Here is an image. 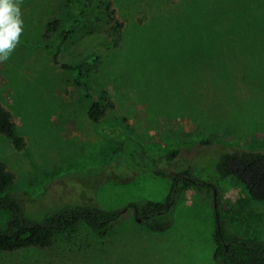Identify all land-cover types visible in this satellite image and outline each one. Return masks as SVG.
<instances>
[{"label":"rangeland","instance_id":"rangeland-1","mask_svg":"<svg viewBox=\"0 0 264 264\" xmlns=\"http://www.w3.org/2000/svg\"><path fill=\"white\" fill-rule=\"evenodd\" d=\"M108 2L124 22L119 37ZM80 3L74 20L78 10L65 0H23L20 43L0 63V102L25 147L0 133V160L14 173L8 190L36 218L69 202L123 212L102 234L81 226L50 246L0 249V264H224L214 259L212 187L188 186L169 227L152 231L129 203L164 200L169 178L90 175L111 159L122 131L155 157L178 148L185 162L172 170L195 165L194 176L216 186L228 230L264 242V200H250L236 176L214 173L234 148L264 149V0ZM74 66L104 109L98 122Z\"/></svg>","mask_w":264,"mask_h":264},{"label":"trees","instance_id":"trees-1","mask_svg":"<svg viewBox=\"0 0 264 264\" xmlns=\"http://www.w3.org/2000/svg\"><path fill=\"white\" fill-rule=\"evenodd\" d=\"M73 4L78 10L74 15L77 20L84 11L80 0H65ZM106 2V1H105ZM107 3L104 12L113 21L116 36L122 34L124 22L114 15V10ZM53 29V28H51ZM68 38L67 31L61 30L59 41L54 46L53 59L59 62V53L63 42ZM65 65V64H64ZM75 69L76 80L82 86L84 94L93 99L88 109V116L92 122H98L104 116L101 103L94 100L93 92L88 83L80 78L79 67ZM0 133L9 138L17 149H23L25 140L15 130V122L9 109L0 102ZM117 148L111 159L91 174H104L106 180H129L137 174L150 172L152 175L169 178L170 190L164 200L154 202L145 200L130 202L137 216L142 218L152 231H163L171 223V212L180 194L190 185L215 187L212 182L200 179L193 174L195 165L187 162L185 166L172 170L174 165L182 164L178 158L179 149L173 148L162 156H152L145 145L136 137L122 131L117 136ZM210 144V139L201 141ZM226 149V148H224ZM170 164V166H169ZM186 168L187 172L179 169ZM214 173L218 178L236 176L242 184L250 200H264V149L234 148L223 154L216 162ZM14 181V173L0 160V249H15L19 247L50 246L58 233L76 231L86 226L93 233L102 234L108 230L121 216L123 210H106L98 205L89 203H62L57 208L46 210L41 217L28 213L20 199L8 188ZM220 214V229L215 230L214 259L224 264H264V242L255 236H243L232 233L224 223V216L217 196ZM216 214V213H215Z\"/></svg>","mask_w":264,"mask_h":264},{"label":"clouds","instance_id":"clouds-1","mask_svg":"<svg viewBox=\"0 0 264 264\" xmlns=\"http://www.w3.org/2000/svg\"><path fill=\"white\" fill-rule=\"evenodd\" d=\"M23 0H0V63L7 61L24 31Z\"/></svg>","mask_w":264,"mask_h":264},{"label":"water","instance_id":"water-1","mask_svg":"<svg viewBox=\"0 0 264 264\" xmlns=\"http://www.w3.org/2000/svg\"><path fill=\"white\" fill-rule=\"evenodd\" d=\"M212 193H213V204L215 206V210H216V219H217V223H218V228L220 229V214H219V209H218V204H217V189L215 187H212ZM125 211V210H124ZM138 220H142L141 217H137Z\"/></svg>","mask_w":264,"mask_h":264},{"label":"crops","instance_id":"crops-1","mask_svg":"<svg viewBox=\"0 0 264 264\" xmlns=\"http://www.w3.org/2000/svg\"><path fill=\"white\" fill-rule=\"evenodd\" d=\"M253 236L257 237L256 235H253Z\"/></svg>","mask_w":264,"mask_h":264}]
</instances>
